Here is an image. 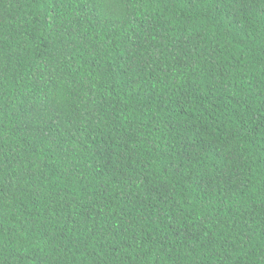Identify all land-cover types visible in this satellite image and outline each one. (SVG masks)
I'll use <instances>...</instances> for the list:
<instances>
[{
  "label": "trees",
  "instance_id": "obj_1",
  "mask_svg": "<svg viewBox=\"0 0 264 264\" xmlns=\"http://www.w3.org/2000/svg\"><path fill=\"white\" fill-rule=\"evenodd\" d=\"M0 264H264V0H0Z\"/></svg>",
  "mask_w": 264,
  "mask_h": 264
}]
</instances>
